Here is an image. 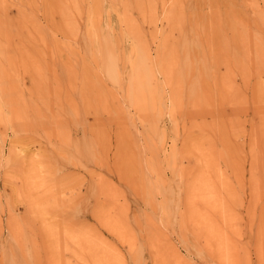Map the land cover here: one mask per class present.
Listing matches in <instances>:
<instances>
[{"label":"rangeland","instance_id":"obj_1","mask_svg":"<svg viewBox=\"0 0 264 264\" xmlns=\"http://www.w3.org/2000/svg\"><path fill=\"white\" fill-rule=\"evenodd\" d=\"M0 264H264V0H0Z\"/></svg>","mask_w":264,"mask_h":264}]
</instances>
